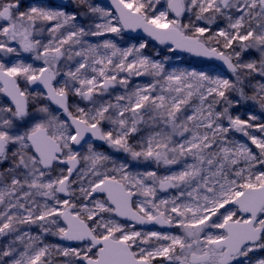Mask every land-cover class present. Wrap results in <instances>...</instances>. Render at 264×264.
Wrapping results in <instances>:
<instances>
[{"label":"snow or ice","instance_id":"snow-or-ice-1","mask_svg":"<svg viewBox=\"0 0 264 264\" xmlns=\"http://www.w3.org/2000/svg\"><path fill=\"white\" fill-rule=\"evenodd\" d=\"M74 2L79 12L0 0V264H264V135L249 131L264 122L231 112L264 111V0H111L115 14ZM137 30L150 40L86 39ZM150 41L220 61L230 76L167 71L174 55H146ZM21 53L41 65L3 59ZM141 76L154 82L130 88ZM117 86L115 103L102 99ZM129 160L169 171L133 172ZM158 189L177 191L158 199ZM32 225L77 246L47 244L22 227Z\"/></svg>","mask_w":264,"mask_h":264},{"label":"rangeland","instance_id":"rangeland-1","mask_svg":"<svg viewBox=\"0 0 264 264\" xmlns=\"http://www.w3.org/2000/svg\"><path fill=\"white\" fill-rule=\"evenodd\" d=\"M66 1H67L66 6H60L59 3H57L55 0H53V1L42 0V2L46 5L58 8L60 10H64V11L69 12V13L79 12V8L77 7L74 0H66ZM90 2L93 3L94 5L102 7L98 4L97 0H90ZM162 4H163V0H162ZM102 8H104V7H102ZM82 19H83L82 16H78V21H80ZM96 19L98 20V18H96ZM218 24L221 27L225 26V22L222 20L218 21ZM213 27H216V25H213ZM40 38L43 39L45 42H47L48 37H47L46 33L44 34V36H42ZM86 39L90 43H97V42H102L105 39H111L114 43L117 44L118 47H121V48L130 47L131 45L138 44L139 42H142L143 40H148V39H142V38H135L132 40L125 35V32H122L120 35H117L114 33H108L102 37H87ZM144 51H145L146 55H149L150 57H152L154 59H163L164 57H172L174 55V58L164 60L165 69L167 71L196 69V70H204L206 72H211L213 74H224V75L230 76V74H227L223 69H221L219 66H217L213 63H206V62L198 61V60L193 59L191 57H179L177 54L168 53L167 47H158V46L154 45L151 41L149 43V48L145 49ZM157 51H159L161 53L160 56L156 55ZM249 55H251L252 57H257L258 53L254 52V51L250 52V53H245L246 57H248ZM0 56H3V54H0ZM3 59L4 60H11L13 62L16 61L17 59H22L26 63H32L34 66H40L42 63L41 61L33 60L31 57V54H29V53H21L20 57L7 56V57H3ZM69 63H71V62H69ZM58 79H59V77H58ZM148 82H154V78L151 76L132 77V84H130L129 87L131 88L133 85H137V84H139V85L147 84ZM124 92H125V90L123 88L117 86L115 89H109V94H106L104 97H102V99L111 100L113 103H115V95L123 94ZM72 99H74L78 103H80L81 106H85L87 104V102H85V101H80L78 97H73ZM231 112H232L233 116H240L241 119H245V120L248 119V113L251 112V113H253L259 117V119L256 121H253V123L258 124V123L264 122V111H262L259 108V106L253 105L251 103L241 105L239 108H233L231 110ZM224 123L227 126L226 120L224 121ZM103 126L106 129L110 127V125L107 122H105ZM249 131L253 135H256L257 137L264 135V133H261V132L257 131L256 129H250ZM228 135L232 140H234L238 143H244V144L248 145L254 152H258V150L255 148V146L251 144V141L247 137H245L242 133L236 132V131H231V132H229ZM94 144L97 146L98 151L104 152L105 154L112 156L114 159H117L119 161L129 159L125 156V154L115 152L113 149L109 148L106 144H97V143H94ZM129 163L131 164L130 171H133V172H143L145 170L156 171L158 173V175L162 176V175L167 174L169 171V169L166 168L165 166H163V165L157 166L153 162H139V163H137V162L129 160ZM241 166H243V162H241ZM258 167H260V166H258ZM171 170H173V171L179 170V166L178 165L171 166ZM176 191H177L176 189H169L168 191H160L158 189L157 190V198L158 199L169 198V197L175 195ZM100 198H103V197L101 196ZM136 198L137 199H143V197H136ZM37 199L42 201V198H37ZM49 203H51V202H49ZM229 207H231V206H229ZM221 211H223V210H221ZM105 215H107V214H105ZM115 219H117V218L115 217ZM118 221L120 223H124L120 220H118ZM125 224H127V223H125ZM22 227L25 230H28L31 233V235H33V236L41 235L44 242L47 244H55V245H61L63 247H68V246L60 244V243H52V241L49 239L48 235H43L40 232V229L35 225L22 226ZM135 228H136V230L146 232L145 230H142V229L138 228L137 226H135ZM152 231L163 232L161 230H152ZM211 231H217V230H211ZM167 233L182 234V233H180V230L176 229V228L172 232H167ZM63 259H65V258L64 257H54V260H56V261L63 260ZM154 264H160V261H156V262H154Z\"/></svg>","mask_w":264,"mask_h":264},{"label":"water","instance_id":"water-1","mask_svg":"<svg viewBox=\"0 0 264 264\" xmlns=\"http://www.w3.org/2000/svg\"><path fill=\"white\" fill-rule=\"evenodd\" d=\"M47 1H51V0H47ZM59 1V4L61 6H65L67 4L66 0H56ZM98 4L108 10H111L114 14H115V9L112 7L111 5V0H97ZM125 35L130 38V39H135V38H142V39H148L150 40V38H148L141 30H137V32H131V31H124ZM154 45L158 46V47H168L167 45H159L158 43H156L155 41H151ZM179 57H191L193 59L199 60V61H204L207 63H214L216 65H218L221 69H223L227 74H230L227 72V69L222 65V63L220 61L214 60V59H207L204 57H195L192 56L191 54L188 53H182V52H178L176 53ZM86 139H88V137H86ZM95 142L97 144H104L102 141H92ZM62 195V194H61ZM133 200H135V197H133ZM118 220L127 223V224H131L132 222L130 221H124L119 217H116ZM138 228L145 230V231H149V230H161L163 232H172L175 228H169L167 226L165 227H161L159 225H155V224H146V225H136ZM60 242L63 245H66L68 247H76L77 245L73 242H68V241H62L60 240Z\"/></svg>","mask_w":264,"mask_h":264},{"label":"flooded vegetation","instance_id":"flooded-vegetation-1","mask_svg":"<svg viewBox=\"0 0 264 264\" xmlns=\"http://www.w3.org/2000/svg\"><path fill=\"white\" fill-rule=\"evenodd\" d=\"M53 1V0H51ZM57 3H59V1H56ZM60 5V4H59ZM61 6V5H60ZM66 6V5H65ZM133 40V39H132ZM95 143V142H94ZM49 239L52 241V243H60V239L56 236H52V235H48ZM9 238L8 237H0V247L4 246L6 244V242H8Z\"/></svg>","mask_w":264,"mask_h":264}]
</instances>
